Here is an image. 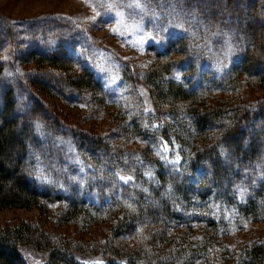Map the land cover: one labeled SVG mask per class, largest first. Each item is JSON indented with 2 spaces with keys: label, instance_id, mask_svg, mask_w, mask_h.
Here are the masks:
<instances>
[{
  "label": "trees",
  "instance_id": "16d2710c",
  "mask_svg": "<svg viewBox=\"0 0 264 264\" xmlns=\"http://www.w3.org/2000/svg\"><path fill=\"white\" fill-rule=\"evenodd\" d=\"M92 1L152 62L135 68L56 19L36 21L21 52L0 15V211L59 203L63 223L107 237L0 225V264H32L27 252L42 264H264V241L238 255L222 244L240 222L264 221V98L233 95L264 87V5ZM42 93L77 107L96 100L115 109L118 128L110 138L75 128Z\"/></svg>",
  "mask_w": 264,
  "mask_h": 264
},
{
  "label": "rangeland",
  "instance_id": "374dc122",
  "mask_svg": "<svg viewBox=\"0 0 264 264\" xmlns=\"http://www.w3.org/2000/svg\"><path fill=\"white\" fill-rule=\"evenodd\" d=\"M208 1L205 0V3ZM212 2L219 3L217 0H212ZM242 3L243 1L236 8H242ZM259 4L264 5V0H260ZM0 15L3 19L7 18L6 22L14 30L16 39L22 42L21 52L26 51L33 45L35 38L32 29L36 21L56 19L83 33L97 44L114 51L119 58L135 68L136 66L138 68L147 66L153 59L151 55L128 46L120 37L118 26L114 23H106L101 19L100 12L92 0H0ZM263 22L264 18L255 22V25L258 26ZM43 24L45 23H40V25ZM5 37L4 39H6ZM7 50L8 47L4 46L0 54V60L7 57ZM26 66L21 65V74L26 76L30 73L31 76L34 68L32 65ZM77 71L74 70L75 73ZM53 73H56V70H53ZM55 79L47 78L50 83H53ZM41 95L45 98L47 105L52 107L63 121L75 126V128L92 133H104L108 138L118 128L117 119L112 114L115 109L102 107L96 100H92L88 107H77L57 95L51 96L43 93ZM233 95L237 98H244L250 105L256 104L264 98V87L256 91H239ZM29 156L30 153L27 157ZM237 192L240 195L244 193L240 187H237ZM62 209L63 207L59 203H49L47 210L44 212L36 208L31 210L20 208L1 210L0 225L17 223L22 220L33 221L58 236H65L71 240L86 243H98V241H103L107 237L101 229L95 226H87L81 221L63 223L58 217ZM261 241H264V221H242L222 238L223 247L226 246L229 251L233 250L237 255L246 246ZM218 252L220 251L218 250ZM236 256L233 263L236 261ZM27 257L32 264H42L44 258L37 253L28 252Z\"/></svg>",
  "mask_w": 264,
  "mask_h": 264
}]
</instances>
